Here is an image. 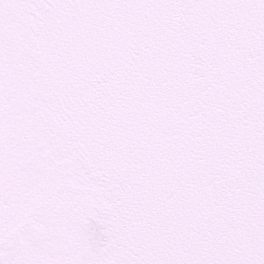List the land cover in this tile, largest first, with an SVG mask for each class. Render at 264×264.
Returning a JSON list of instances; mask_svg holds the SVG:
<instances>
[{
	"label": "snow or ice",
	"instance_id": "6c2138e0",
	"mask_svg": "<svg viewBox=\"0 0 264 264\" xmlns=\"http://www.w3.org/2000/svg\"><path fill=\"white\" fill-rule=\"evenodd\" d=\"M0 264H264V0H0Z\"/></svg>",
	"mask_w": 264,
	"mask_h": 264
}]
</instances>
